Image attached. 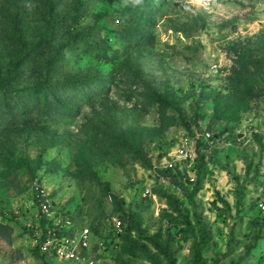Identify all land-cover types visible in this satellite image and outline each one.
Here are the masks:
<instances>
[{"label": "rangeland", "instance_id": "374dc122", "mask_svg": "<svg viewBox=\"0 0 264 264\" xmlns=\"http://www.w3.org/2000/svg\"><path fill=\"white\" fill-rule=\"evenodd\" d=\"M0 264H264V0H0Z\"/></svg>", "mask_w": 264, "mask_h": 264}, {"label": "built area", "instance_id": "2783aa9c", "mask_svg": "<svg viewBox=\"0 0 264 264\" xmlns=\"http://www.w3.org/2000/svg\"><path fill=\"white\" fill-rule=\"evenodd\" d=\"M181 154H183V158L189 157V153L184 149H182ZM175 164L176 162L174 160H170L168 162V167L174 168ZM45 200L44 198L43 202L47 206L49 203ZM114 226L116 230L121 231L123 228L122 219H115ZM34 237L35 245L42 252L59 257L67 256L71 259H78L82 254V250L88 247L90 243L91 232L88 227H85L77 235L61 238L51 232L44 233L43 231L36 230L34 232Z\"/></svg>", "mask_w": 264, "mask_h": 264}, {"label": "clouds", "instance_id": "9594fccd", "mask_svg": "<svg viewBox=\"0 0 264 264\" xmlns=\"http://www.w3.org/2000/svg\"><path fill=\"white\" fill-rule=\"evenodd\" d=\"M134 3L140 4L142 0H134ZM216 0H187L188 5L196 6L197 8L203 7L204 9L208 10L210 5L215 4ZM187 11H192L191 7L186 6Z\"/></svg>", "mask_w": 264, "mask_h": 264}, {"label": "trees", "instance_id": "16d2710c", "mask_svg": "<svg viewBox=\"0 0 264 264\" xmlns=\"http://www.w3.org/2000/svg\"><path fill=\"white\" fill-rule=\"evenodd\" d=\"M21 118H22V120L26 121L27 120V115H25V116H23Z\"/></svg>", "mask_w": 264, "mask_h": 264}]
</instances>
